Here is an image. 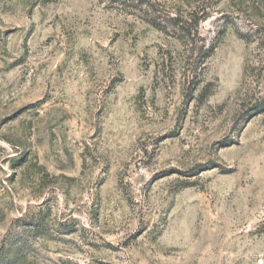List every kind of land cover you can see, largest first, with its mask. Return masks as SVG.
I'll use <instances>...</instances> for the list:
<instances>
[{
  "label": "rangeland",
  "instance_id": "obj_1",
  "mask_svg": "<svg viewBox=\"0 0 264 264\" xmlns=\"http://www.w3.org/2000/svg\"><path fill=\"white\" fill-rule=\"evenodd\" d=\"M0 264H264V0H0Z\"/></svg>",
  "mask_w": 264,
  "mask_h": 264
}]
</instances>
